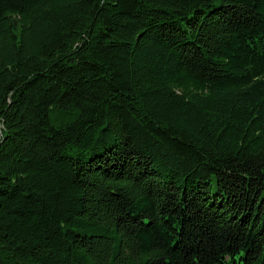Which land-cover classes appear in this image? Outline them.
<instances>
[{
	"label": "trees",
	"instance_id": "obj_1",
	"mask_svg": "<svg viewBox=\"0 0 264 264\" xmlns=\"http://www.w3.org/2000/svg\"><path fill=\"white\" fill-rule=\"evenodd\" d=\"M0 264H264V0H0Z\"/></svg>",
	"mask_w": 264,
	"mask_h": 264
}]
</instances>
